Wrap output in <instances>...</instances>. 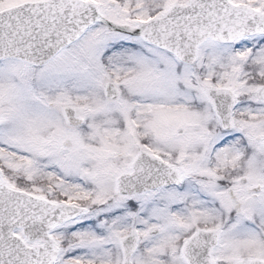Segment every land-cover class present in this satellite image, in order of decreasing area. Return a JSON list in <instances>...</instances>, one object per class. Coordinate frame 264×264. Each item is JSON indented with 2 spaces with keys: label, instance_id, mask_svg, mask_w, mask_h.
I'll list each match as a JSON object with an SVG mask.
<instances>
[{
  "label": "snow or ice",
  "instance_id": "snow-or-ice-1",
  "mask_svg": "<svg viewBox=\"0 0 264 264\" xmlns=\"http://www.w3.org/2000/svg\"><path fill=\"white\" fill-rule=\"evenodd\" d=\"M0 264H264V0H0Z\"/></svg>",
  "mask_w": 264,
  "mask_h": 264
}]
</instances>
